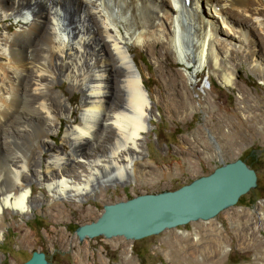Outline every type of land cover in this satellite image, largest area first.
Wrapping results in <instances>:
<instances>
[{
    "label": "bare ground",
    "instance_id": "6f19581e",
    "mask_svg": "<svg viewBox=\"0 0 264 264\" xmlns=\"http://www.w3.org/2000/svg\"><path fill=\"white\" fill-rule=\"evenodd\" d=\"M11 19L19 26L13 33L6 31ZM0 26V225L5 212L24 216L45 200L32 195V181L55 200L78 202L112 182L136 179L142 141L156 117L152 106L171 114L169 95L176 94L191 105L184 86L210 63L221 69L240 54L264 83V52L251 37V30L264 36V0H0ZM220 26L238 46L217 37ZM135 46L155 64L157 49L168 46L184 69L177 74L183 88L169 78L167 96L150 90L131 55ZM58 80L82 95L80 114L64 131L63 120L75 112L65 95H48ZM223 80L233 85L231 73ZM62 133L67 152L48 142ZM50 148L47 159L43 151ZM214 242L181 245L178 261L205 255L218 264Z\"/></svg>",
    "mask_w": 264,
    "mask_h": 264
},
{
    "label": "rangeland",
    "instance_id": "374dc122",
    "mask_svg": "<svg viewBox=\"0 0 264 264\" xmlns=\"http://www.w3.org/2000/svg\"><path fill=\"white\" fill-rule=\"evenodd\" d=\"M204 10L208 17L212 16L209 6ZM240 21L248 23L246 18ZM6 24L10 33L19 29L13 19ZM223 27L217 37L232 40L238 46L239 42L227 35L228 30ZM3 31L0 26V34ZM251 37L264 52V36L251 30ZM157 52L160 64H155L156 59L146 49L131 48L147 87L167 96L171 92L165 87V80L173 78L183 88V79L177 74L184 69L176 63L168 46L159 47ZM168 52L172 54L165 62L163 56ZM1 59L0 55V63ZM250 63L249 58L236 53L221 69L210 63L184 86L191 105L176 94L169 95L175 102L168 100L171 114L162 104L152 106L156 117L142 141L136 179L112 182L78 202L55 200L39 182H30L32 195L45 200L24 216L5 212L0 225V264H23L34 251L43 252L51 264H141V260L143 264H213L205 255H184L178 261L177 249L190 242L209 248L214 241L218 252L221 250L214 259L218 264H264V83ZM224 72L232 74L233 85L223 84ZM53 92L70 99L75 112L73 119L63 120L64 131L79 116L82 95L71 91L63 80L56 81L48 95ZM2 142L6 150L5 140ZM48 142L55 147L53 150H69L63 143V133L51 136ZM50 151L51 148L43 151L45 158L50 157ZM237 159L252 163L257 186L211 220L190 222L138 241L123 237L79 241L75 235L78 226L99 218L104 205L176 190Z\"/></svg>",
    "mask_w": 264,
    "mask_h": 264
},
{
    "label": "water",
    "instance_id": "95a60500",
    "mask_svg": "<svg viewBox=\"0 0 264 264\" xmlns=\"http://www.w3.org/2000/svg\"><path fill=\"white\" fill-rule=\"evenodd\" d=\"M256 186L255 170L237 159L176 190L104 205L99 218L78 226L75 235L79 241L96 237L142 240L190 222L211 220ZM23 264L51 263L43 252L34 251Z\"/></svg>",
    "mask_w": 264,
    "mask_h": 264
},
{
    "label": "trees",
    "instance_id": "16d2710c",
    "mask_svg": "<svg viewBox=\"0 0 264 264\" xmlns=\"http://www.w3.org/2000/svg\"><path fill=\"white\" fill-rule=\"evenodd\" d=\"M242 161H244V160H242ZM244 162H245V161H244ZM245 163H246L250 168L254 169L252 163H249V162H245ZM141 264H143V263H142V260H141Z\"/></svg>",
    "mask_w": 264,
    "mask_h": 264
}]
</instances>
